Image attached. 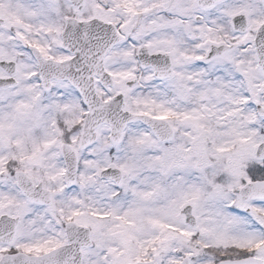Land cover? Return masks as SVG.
Returning <instances> with one entry per match:
<instances>
[{
    "label": "snow or ice",
    "instance_id": "6c2138e0",
    "mask_svg": "<svg viewBox=\"0 0 264 264\" xmlns=\"http://www.w3.org/2000/svg\"><path fill=\"white\" fill-rule=\"evenodd\" d=\"M0 264H264V0H0Z\"/></svg>",
    "mask_w": 264,
    "mask_h": 264
}]
</instances>
